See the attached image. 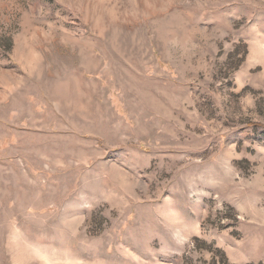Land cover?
Here are the masks:
<instances>
[{"label":"rangeland","instance_id":"374dc122","mask_svg":"<svg viewBox=\"0 0 264 264\" xmlns=\"http://www.w3.org/2000/svg\"><path fill=\"white\" fill-rule=\"evenodd\" d=\"M0 264H264V0H0Z\"/></svg>","mask_w":264,"mask_h":264}]
</instances>
